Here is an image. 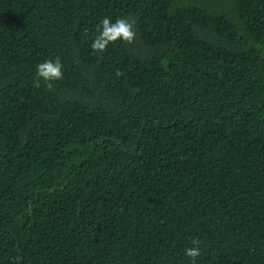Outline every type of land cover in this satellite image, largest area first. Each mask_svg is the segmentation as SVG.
I'll return each instance as SVG.
<instances>
[{
    "label": "trees",
    "instance_id": "trees-1",
    "mask_svg": "<svg viewBox=\"0 0 264 264\" xmlns=\"http://www.w3.org/2000/svg\"><path fill=\"white\" fill-rule=\"evenodd\" d=\"M106 16L136 37L96 53ZM192 238L264 264V0H0V264H193Z\"/></svg>",
    "mask_w": 264,
    "mask_h": 264
},
{
    "label": "clouds",
    "instance_id": "clouds-1",
    "mask_svg": "<svg viewBox=\"0 0 264 264\" xmlns=\"http://www.w3.org/2000/svg\"><path fill=\"white\" fill-rule=\"evenodd\" d=\"M135 37L136 33L133 29V24L126 18L118 17L115 22H112V19L106 16L102 18L100 25L97 27V35L94 37L91 49L93 52L102 53L110 43H114L117 40L132 43ZM63 78V64L60 57H56L55 60H45L36 66L34 86L39 88L41 86L40 82L43 81L45 86L51 90L53 82L60 81ZM200 243L197 238H192V246L184 249L185 255L192 259L193 264H196L197 257L201 255Z\"/></svg>",
    "mask_w": 264,
    "mask_h": 264
}]
</instances>
